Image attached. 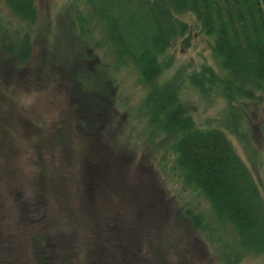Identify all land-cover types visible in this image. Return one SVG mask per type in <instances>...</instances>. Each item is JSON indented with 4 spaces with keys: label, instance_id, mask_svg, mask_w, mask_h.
Returning a JSON list of instances; mask_svg holds the SVG:
<instances>
[{
    "label": "rangeland",
    "instance_id": "obj_1",
    "mask_svg": "<svg viewBox=\"0 0 264 264\" xmlns=\"http://www.w3.org/2000/svg\"><path fill=\"white\" fill-rule=\"evenodd\" d=\"M71 2L34 0L27 56L16 57L18 42L10 62L16 70L12 78L5 83L0 73V264H93L89 252L105 237L117 246L122 264L140 259L146 264H226L220 257L233 255V239L215 243L213 235L178 210L187 206L203 219L208 205L179 182L168 143L149 140L134 116L143 87L131 65L116 73L110 111H97L90 128L84 127L79 106L88 95L70 91L69 72L82 67L79 57L92 54L95 60L87 59L78 71L87 88L95 80V66L101 78L102 59L112 58L104 57L102 44L92 45L102 41V33L100 22L88 20L91 6L75 0L80 13L75 17ZM182 17L191 26L192 16ZM0 18L10 25L2 0ZM207 39L189 34L186 46L176 40L165 49L170 63L157 77L158 82L170 80L177 72L183 106L201 127L219 124L230 110L218 87L201 79L202 92L186 79L202 64L217 69ZM2 47L0 42V72L7 59ZM242 104L248 110L243 111L245 144L228 137L264 200V100ZM129 240L135 251L131 259L118 246ZM229 264H264V258L246 252Z\"/></svg>",
    "mask_w": 264,
    "mask_h": 264
},
{
    "label": "trees",
    "instance_id": "obj_2",
    "mask_svg": "<svg viewBox=\"0 0 264 264\" xmlns=\"http://www.w3.org/2000/svg\"><path fill=\"white\" fill-rule=\"evenodd\" d=\"M81 1L91 6L88 20L95 18L101 25L102 41L92 45L102 44L104 57L112 58H109L111 61L102 59L101 78L95 66V80L87 88L79 82L78 71L84 70L82 63L87 59L95 60L92 54L79 57L78 65L82 67L69 72L70 91L88 95L87 101L81 99L79 106L86 120L84 127L90 128L97 111L103 112L114 105L116 73L124 65H131L136 82L143 87L134 116L142 121V129L149 140H157V145L168 143L172 150L171 167L180 177L179 182L195 190L208 205L207 219L204 215L203 219L197 217L187 206L178 207V210L189 217L194 227L205 229L211 238L213 235L215 243L233 239V255L226 259L220 257L226 264L236 262L246 252L264 258V200L228 137L231 134L245 144L244 112L248 110L242 102L264 100V0ZM74 2L72 0L68 8L73 6L74 11L70 13L80 17ZM2 3L11 20L9 25L7 19L0 18V42L7 53L0 73L6 76V83L16 71L10 62H13L12 52L18 42L16 57L24 59L27 56L28 26L35 20L36 8L34 0H2ZM184 14L192 16L191 26L182 17ZM4 20L8 26L2 24ZM85 30L89 32L88 27L83 33ZM189 34L207 36L209 52L216 60L217 69L202 64L199 72L191 71L186 79L202 92L205 89L200 88L201 79L206 80L210 88L218 87L230 110L217 125L201 127L194 123L183 106L185 101L179 96L180 85L175 81L177 72L170 80L157 81L160 71L170 63L171 56L165 54V49L173 46L176 40L186 46ZM118 246L129 255L128 259L132 258L135 251L130 240ZM117 253V246L106 237L98 248L89 252L93 264H122L123 261L116 258ZM37 257L41 259L40 255ZM161 263L154 260L151 264ZM138 264L146 263L140 259Z\"/></svg>",
    "mask_w": 264,
    "mask_h": 264
}]
</instances>
